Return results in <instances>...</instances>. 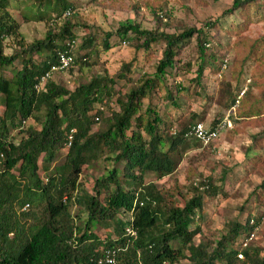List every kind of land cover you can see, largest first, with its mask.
Wrapping results in <instances>:
<instances>
[{
  "label": "trees",
  "instance_id": "1",
  "mask_svg": "<svg viewBox=\"0 0 264 264\" xmlns=\"http://www.w3.org/2000/svg\"><path fill=\"white\" fill-rule=\"evenodd\" d=\"M10 1L0 0V67L15 59H19L20 67L10 76L0 73V264H96L106 250L114 256V264H174L179 259H186L188 264H264V253L250 246V241L242 249L233 245L242 233L259 226L263 213L249 210L242 221H227L224 233L215 241L195 244L203 197L214 196L220 188L206 177L189 184L191 195L181 203L169 204L175 199L145 179L148 173L159 178L174 171L172 154L180 155L193 144L185 134L196 121L176 128L175 117L163 120L150 105L138 112L141 99L154 81L174 68L178 49L192 34L197 40L200 63L195 76L199 78L205 68L201 57L209 46L206 30L188 27L174 33L160 29V25L154 29L141 28L138 23L119 25L114 33L133 40L135 49L147 50L156 42L163 47L153 77L139 81L124 93V98H115L116 107L105 114L103 104L114 83L111 77L92 76L71 90L48 78L41 88L34 87L38 78L58 63L59 53L71 57L65 69L74 64L87 66L89 54L97 53L95 37H82L81 53L75 54V26L65 21L57 33L49 28L43 37L25 44L18 42L19 49L5 54L4 40L19 36V23L7 9ZM31 1L37 6L33 20L55 19L74 8L66 0ZM252 2L232 0L223 12L232 13ZM52 13L55 15L50 17ZM154 16L157 20L165 18L160 9ZM110 36V32L104 34L103 50L112 46ZM242 41L245 48L236 57L241 59L237 75L231 77L233 83H221L223 88L216 100L219 108L226 110L245 87L235 104L236 118L231 113L230 119L250 118L252 123H264V33L243 36ZM41 54L43 58L36 62L33 55ZM246 61L257 62L253 68L256 74L243 83L241 67ZM226 65L223 59L214 67L223 69ZM212 71L220 76V70ZM221 117L215 115L207 127H213ZM30 118L40 120L38 128L28 124L19 131V137L11 136V129ZM197 121L203 122L202 117ZM229 132L236 133L237 129ZM255 137L260 144L264 129ZM59 157L61 163L52 166ZM88 166L103 169L102 175L92 181V193L79 180ZM257 188L264 192V177ZM73 201L87 211L81 226L70 214ZM24 204L38 211L26 207L20 210ZM93 223L110 228V233L106 231L100 237L91 229ZM127 225L134 234L125 233ZM238 250L242 259L236 257Z\"/></svg>",
  "mask_w": 264,
  "mask_h": 264
},
{
  "label": "rangeland",
  "instance_id": "2",
  "mask_svg": "<svg viewBox=\"0 0 264 264\" xmlns=\"http://www.w3.org/2000/svg\"><path fill=\"white\" fill-rule=\"evenodd\" d=\"M66 1L74 5L72 14L61 13L55 19L45 18L42 21L32 19L37 6L31 0L8 2V11L19 23V36L5 39L3 52L10 54L20 48L18 42L25 44L43 37L49 28L57 33L65 21L75 26L72 28L78 37L75 54L81 53L79 44L82 37L87 34L93 35L97 53L89 54L87 66L74 64L68 69L52 71L48 79L71 90L92 76L113 78L111 95L103 104L105 114L116 107L115 98H124V93L138 85L139 81L153 77L161 47H163L161 43L156 42L147 50L135 49L133 40L127 41L114 33L119 25L138 23L144 29H154L160 25V29L174 33H179L188 27H203L206 30L209 46L201 57L205 68L199 78L195 76L196 68L200 63L197 40L195 34H192L178 49L174 68L157 82L154 81L140 102L138 112L141 113L147 105H150L157 110L163 120L175 117L176 128L185 123L197 121L200 116L203 119V125L207 127L215 115L220 114V117L224 115L226 110L219 108L216 98L221 87L223 88L221 83L232 82L231 77L237 75L241 59L236 57L241 56L245 48L243 36L252 37L264 33V19H260L264 16V0H253L246 6L242 4L241 9L238 8L232 13L223 12L231 5L232 0ZM157 9L162 10L165 18L156 19L154 11ZM22 15L28 16L29 19L24 20ZM54 15L52 13L50 17ZM207 22L211 24L206 27ZM106 32L111 33L109 44L112 46L103 50L102 39ZM42 58L43 54L33 55L36 62ZM223 59L227 60L228 66L226 65L223 69L214 67ZM256 64V61H246L243 64L241 67L243 83H247L250 75L255 73L253 68ZM19 67L20 61L15 59L10 65L0 67V73L10 76L11 71ZM212 69L220 70V76ZM118 73L123 76H118ZM235 96H238V93ZM236 99L237 102L240 101L241 96ZM235 104L231 105L233 118H236ZM246 119L235 122L230 119L231 126L220 132L207 145L189 138L188 143L193 144L186 148L187 151L184 149L183 153L180 148V155L172 154L176 161V168L171 174L159 178L153 173L145 176L146 180L153 181L158 189L167 191L175 199V201H168L169 204L181 203L191 195L189 184L206 177L220 188L214 196L203 197L202 209L198 213L201 220L196 221L200 232L193 238L195 244L199 241H215L220 234L224 233L227 221H242L249 210L251 213L257 212V215L264 214V192L257 188V184L264 177V137L259 138L260 144L257 143L259 136L253 138V135L264 129V123L260 121L252 123L250 118ZM39 122L40 120L35 122L31 118L27 119L22 125H17L10 130L11 136L19 137V131L28 124L38 128ZM233 128L237 129L236 133L229 132ZM174 129L172 128L171 131ZM61 161L62 157H59L51 165L59 164ZM102 170V167L93 166L82 170L79 180L88 188V192L92 193V181L102 175ZM40 174L42 175L41 171ZM76 194L78 195V192ZM70 205V214L75 224L81 226L86 220L87 211L81 204L74 201ZM25 207L38 211L36 207L28 205ZM263 214H261L259 226L254 229V235L249 240L250 246L256 248L260 254L264 253ZM91 229L100 237L107 232L110 233V228L102 229L96 223L92 224ZM240 238L236 239L234 246L237 247ZM174 264H188V261L179 259Z\"/></svg>",
  "mask_w": 264,
  "mask_h": 264
},
{
  "label": "built area",
  "instance_id": "3",
  "mask_svg": "<svg viewBox=\"0 0 264 264\" xmlns=\"http://www.w3.org/2000/svg\"><path fill=\"white\" fill-rule=\"evenodd\" d=\"M70 13L71 11L67 10L64 14L69 15ZM70 63H71V57L69 55L59 53L58 63L52 64L49 70L38 78L37 82L34 84V87L36 89L41 88L45 80L49 78L50 73L52 71L63 70L67 68L70 65ZM244 89L245 87H243L238 92V96H236V98L242 95ZM236 102H237V99L235 100V103ZM99 108L102 109L103 107H99ZM231 113H233V106H230L228 109H226V112L221 117V119L211 128L204 126L202 121H196L190 126V129L185 135L189 138L197 139L202 145H207L213 139H215L220 132H222L224 129H227L231 126V122H230L231 120L229 118V115ZM1 156H2V153L0 152V157ZM140 204H141V201H139V205ZM25 206H27V204H24L21 207V210H23ZM125 233L134 234V230L131 226L127 225L125 227ZM253 235H254L253 232L242 235L238 242L239 249L245 248L249 240H251V238L253 237ZM236 257L238 259H241L243 257L241 250H238L236 252ZM114 263H115V258L112 255L111 251H108V250H106V252L104 253L102 257H99L96 260V264H114Z\"/></svg>",
  "mask_w": 264,
  "mask_h": 264
},
{
  "label": "crops",
  "instance_id": "4",
  "mask_svg": "<svg viewBox=\"0 0 264 264\" xmlns=\"http://www.w3.org/2000/svg\"><path fill=\"white\" fill-rule=\"evenodd\" d=\"M192 139H194V138H192ZM194 140H195V139H194ZM186 151H187V150H186ZM184 152H185V151H184ZM184 152H183V153H184ZM183 153H182V154H183ZM146 176H147V175H146ZM146 181H148V180H146Z\"/></svg>",
  "mask_w": 264,
  "mask_h": 264
}]
</instances>
